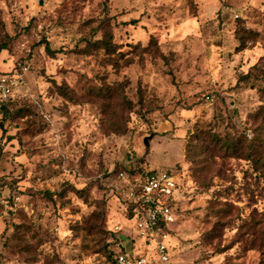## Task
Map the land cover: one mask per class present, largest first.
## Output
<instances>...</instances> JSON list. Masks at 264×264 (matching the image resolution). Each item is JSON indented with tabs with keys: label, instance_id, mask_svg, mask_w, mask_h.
<instances>
[{
	"label": "rangeland",
	"instance_id": "obj_1",
	"mask_svg": "<svg viewBox=\"0 0 264 264\" xmlns=\"http://www.w3.org/2000/svg\"><path fill=\"white\" fill-rule=\"evenodd\" d=\"M4 43L0 264L155 257L115 189L139 165L176 176L172 263L264 264V0H0Z\"/></svg>",
	"mask_w": 264,
	"mask_h": 264
},
{
	"label": "built area",
	"instance_id": "obj_2",
	"mask_svg": "<svg viewBox=\"0 0 264 264\" xmlns=\"http://www.w3.org/2000/svg\"><path fill=\"white\" fill-rule=\"evenodd\" d=\"M27 67L5 71L0 67V102H7L25 83ZM139 165L134 172H118L120 182L115 186L124 208L131 211L137 235L153 245L155 257L131 252H118L117 264H175L170 259L167 244L169 226L175 220L178 182L170 169L146 168Z\"/></svg>",
	"mask_w": 264,
	"mask_h": 264
},
{
	"label": "trees",
	"instance_id": "obj_3",
	"mask_svg": "<svg viewBox=\"0 0 264 264\" xmlns=\"http://www.w3.org/2000/svg\"><path fill=\"white\" fill-rule=\"evenodd\" d=\"M251 31L249 30V29H244V33H250ZM243 33V34H244ZM242 36V35H241ZM240 47H239V50H241L242 48H245V46H246V42L244 41V38H243V36L242 37H240ZM92 46H94L95 48H103L105 51H107V52H113L114 51V48H115V46H116V44H114L113 42H112V36H111V34H109V35H107V37L106 38H102V39H97L95 42H93L92 43ZM6 48V43H4L3 45H0V51L1 50H3V49H5ZM108 88H106V90L104 91V94H109V92H108V90H107ZM99 93H101L100 91H99ZM101 96H102V94H100ZM11 100V98L8 100V101H10ZM7 101V102H8ZM3 103H5V102H0V104H3ZM139 166H133L131 169H129V170H126V169H122V168H120V169H118V170H116L115 171V173H116V176H117V179H118V172L119 171H121V170H124V171H126V172H134L135 170H137V168H138ZM141 169H146L143 165L141 166ZM124 212L127 214V218L129 219V220H131V217H132V215H131V211L129 210V209H125L124 208ZM119 250H118V252H123V253H126V250L124 249V247L123 246H119V248H118ZM143 251V252H142ZM141 252H139V253H132L131 252V257H134V258H137V257H139L140 255H145V252H144V249L142 250ZM117 252V253H118ZM116 253V254H117ZM114 258H115V260H116V255L114 256Z\"/></svg>",
	"mask_w": 264,
	"mask_h": 264
}]
</instances>
